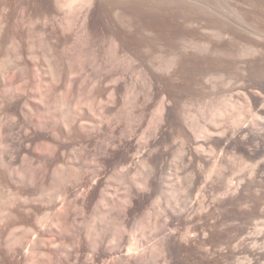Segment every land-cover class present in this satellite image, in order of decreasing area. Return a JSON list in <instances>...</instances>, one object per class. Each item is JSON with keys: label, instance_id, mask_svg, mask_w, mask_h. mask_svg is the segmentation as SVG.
I'll return each mask as SVG.
<instances>
[{"label": "bare ground", "instance_id": "bare-ground-1", "mask_svg": "<svg viewBox=\"0 0 264 264\" xmlns=\"http://www.w3.org/2000/svg\"><path fill=\"white\" fill-rule=\"evenodd\" d=\"M106 1L113 14L108 13L111 17H107L106 12L103 18ZM140 1L0 0V264H157L158 256L178 254L182 249L179 238L188 235L181 238L179 233L167 231L174 221L182 222L179 213H162L165 223L160 218L154 222L149 220L157 239L156 251L153 249L156 257L152 256L153 251L152 255L139 251L138 244L131 241L132 234L141 225L139 218L157 193H166L164 184L171 174L166 171L168 150L163 145L169 135L167 128L182 129L181 147L176 156L190 170L191 185L200 192L206 190L209 181L203 168L211 165L205 154L209 151L205 149L213 153L212 146L216 145L243 148L256 158L264 154V133L243 123L227 135L222 132L220 136L221 132L217 131L220 137L217 141L214 138L218 135H212L215 132L209 127L197 133L190 131L192 125L180 122L169 96L163 97L160 106H156L157 112L151 115L147 131L152 133V140L147 142L148 147L141 146L138 128L160 96L157 58L161 54L158 55L159 49L155 46L147 55H140V51L133 53L127 43L128 29L132 28L126 19L127 11L131 10L128 6L134 7ZM151 2L150 5L158 6V0ZM252 3L255 7H264V0H252ZM258 26L251 30L252 38L248 39L242 56L264 57V28ZM198 44L185 43L184 48L202 52L218 49L212 42ZM137 61L142 62L141 73L145 74L135 70L138 76L135 79H146L148 87L146 100L141 105V93L130 90L133 80L130 73ZM254 83L255 89L264 91V65L254 77ZM253 97V121L264 127V94L256 90ZM258 165L264 167V162ZM134 166L142 173L136 172L138 180L128 188L117 207L109 197L110 188L123 185ZM230 186L227 191L231 190ZM114 217L119 221L117 229L111 226ZM252 226L254 234L242 235L251 240V246L234 249V255L249 259L248 264H264V221ZM193 233L198 237L201 234L197 229ZM235 242L229 244L238 243Z\"/></svg>", "mask_w": 264, "mask_h": 264}, {"label": "rangeland", "instance_id": "rangeland-1", "mask_svg": "<svg viewBox=\"0 0 264 264\" xmlns=\"http://www.w3.org/2000/svg\"><path fill=\"white\" fill-rule=\"evenodd\" d=\"M141 1L140 2L143 5L141 3H138V5H140L139 8H137V4L133 5L134 7H131L132 5L128 6V9H131L127 11L126 15L128 17L129 12L131 13V11H133L130 14V18H127L126 16L127 24H130V26L132 27L131 29H128L129 32L127 43L130 46L129 48H132L131 51L133 50V53H139L140 51V55L142 53L147 55L151 47L153 48V46H155L156 49H161L160 51L157 50L158 55L161 54L160 56H158L159 59L157 58V65H160L158 66L157 74H159L158 88L161 97L159 96V98L157 99L158 101L155 100L153 102L154 104H150H153V107H151L150 111H148L149 113L147 115V119H145L146 121L141 127L138 128L139 130L137 129L139 132V135L137 133V135L139 136L138 138L142 140L141 146L144 148L148 145L147 142H150V140H152V133L148 134L147 131V128H149L148 123L150 122L151 115L157 112L158 105L160 106L161 101L163 102L164 96H169L170 98H172L171 104L173 106H171L175 111V115L177 114L176 116L179 118L180 122L187 121L189 122L188 124L192 125H189L191 126L189 128L191 129L190 131L197 133L200 132L202 128L209 127L208 129L212 133L215 132L212 135L215 136L221 132L220 136H223V133L224 135L230 134L232 133V131L239 128V126L243 123L242 125L249 126L253 129L256 128V131L259 130L260 132L264 133V127H260L258 124L255 123V121H253V117L255 114L253 93L257 90L260 95L264 94V91L260 89H255L254 77L260 72L261 67L264 65V59H262L264 57L256 58L249 55L242 56L243 50L246 49V46H248V39H250V37L252 38L251 30L258 25V27L264 28V7H255L252 3V0H172V2L171 0H158L159 3L156 2L158 3V6L157 4H155L157 7L155 5H150V3H153L151 2V0H145L146 2L148 1V3H146L144 0ZM166 1L171 2V4ZM107 2L109 3V1H106L104 5L106 7V11L105 7L103 6V10L105 12H102V14H104L102 16L103 18H106V16L111 17L109 16V14L112 13L110 12L111 8L109 9L110 5ZM148 6L151 8H149ZM135 7L138 10H134L136 9ZM200 8L202 9L200 10ZM257 8L259 10H257ZM180 15L181 18H179ZM257 16H259V18ZM192 17H194V19ZM206 17L208 19H206ZM131 18L132 20H128ZM242 20L244 24L241 23ZM191 23H193V25ZM254 25L256 26L254 27ZM194 26H196L197 28ZM219 26L221 28H219ZM216 27L219 30L216 29ZM243 27L246 28V30L243 29ZM239 29L242 30L240 31ZM216 30L218 33L216 32ZM192 31L194 34L192 33ZM209 31H212L210 32V35ZM149 32H151L152 34ZM151 35H154V37ZM204 37L206 39H204ZM219 37H221L220 40ZM150 40H153L152 44ZM209 40L216 46L218 45L219 47L217 46V48L219 50L217 49L216 51L212 52L203 51V53L201 50H187L186 48H184L185 43L193 42L198 44L200 42V44L198 45H204L205 43H210ZM154 41L157 43H155ZM217 41H219V43ZM171 50H174L173 52H175L176 54L173 53ZM206 54H209V57ZM173 56H175V58L177 59H175ZM138 63L132 73H130L132 75L130 76V79H133L132 81L130 80V90L134 91V93H141V100H139V104L141 105L144 103L143 100H146V98H144L146 96L144 95L147 94L148 87H146L145 85L147 84V82H144L146 81V79L141 77V82L139 78L135 79L136 77H138L136 74L137 72L139 74H145L141 73L143 71V68L141 66L142 62L139 61ZM210 77L211 79H209ZM206 78L207 80L205 81ZM219 79H221V81ZM132 82L134 84H132ZM141 86H143V88H140ZM134 87L136 88L134 89ZM227 97L229 100L227 99ZM212 104H217V107L215 106L217 109L214 106L212 107ZM225 104L226 106L224 107ZM233 105L237 106V108H235ZM206 106L208 107L206 108ZM228 106L230 107L227 108ZM231 108L233 109V111ZM235 110H238V112H236ZM219 111H221L222 113ZM219 113L220 115H218ZM223 113H225L226 115ZM190 116L193 118L191 119ZM219 116H221L220 118L222 119H220ZM235 117L238 119H236ZM193 121H196V124H194L195 122L193 123ZM237 122L239 123V125ZM251 123H253V125ZM213 124L215 127L213 126ZM167 129L169 135L168 139L163 142V145L165 144L168 150L166 171L167 173L171 174L170 177H167V183L165 182L164 184L166 188H164L166 193H157V195L155 196V200H153V203L147 207L145 214H142V216L139 218L141 225L137 227V230L135 232L136 236L135 233L134 235L132 234L131 241L133 243L138 244L139 251H145L148 255H152L154 253V248L156 251L155 243L157 242V239L154 235L155 233L152 222H154L156 218H160L162 223H165L166 219L165 216L162 215V213H166L169 211L174 212L177 215L179 213V215L182 216V222L174 221L172 226L168 227L169 230L167 231V233L177 232L179 233V235L182 236L181 238H184L183 236H186V234L188 236H186L184 239L179 238V241L182 242H180L182 249L181 251L177 252L178 254L173 256H158V259H156L157 264H241L245 262L247 264L250 263L249 259L238 257L235 258L234 249H244L245 247L247 248L251 246V240L249 241L248 237L242 235L244 233H249L248 235H251L252 233L254 234V231L252 230L253 226L251 227V224L253 225L255 223H263L264 221V167H260L258 165L259 162H264V154L256 158L254 156H251L243 148L228 149L216 145L212 146L211 151L213 153H211L208 148L205 149V151H209L207 153L203 150L205 154H207L209 160H211V165L206 168H203L205 177L207 178L209 176L207 178L209 181L206 190L200 192L197 190V188H195L194 185H191L192 179L189 174L190 170H187V168L184 167L186 165L183 166L182 162L179 161V159L177 158V153L181 147L180 144L182 142L183 137L182 129L181 131L178 127ZM217 137L218 139H216ZM219 138V135L215 136L214 140L217 141L219 140ZM255 144L257 143L254 142L253 144L252 142V145ZM242 149L244 151H242ZM217 163L219 166L217 165ZM188 169L190 168L188 167ZM137 171L139 174L142 173V170H140L138 166H134L131 172L128 173L125 183L123 185H115L110 188L109 197L111 198V200H114V204L116 206L119 205L118 201L123 200L124 197L127 195L128 188L131 187V185L138 180L139 175L136 173ZM178 178L181 179L180 182L178 181ZM188 179H190L191 181H189ZM189 185L194 191H191V189L188 187ZM238 185L239 187H237ZM229 186L231 190L227 191V188ZM184 200L187 201L189 205L186 206ZM195 202L196 204H194ZM190 203H193L194 205ZM146 214L151 217L147 218ZM149 220H151L152 222ZM111 221V226L114 229H117L118 227L116 228V226L119 222L117 217H114V220ZM196 229L199 230V234L201 233V237H198L193 233V231H196ZM210 239H212L211 241L214 242H211ZM235 241H237L238 243ZM230 242L237 243L234 244L236 247H234V245H232V247L231 244H229ZM228 254H231V257ZM152 256L156 257V252Z\"/></svg>", "mask_w": 264, "mask_h": 264}]
</instances>
